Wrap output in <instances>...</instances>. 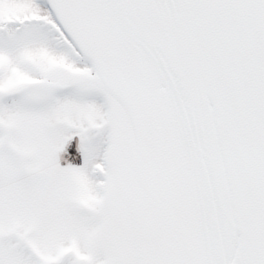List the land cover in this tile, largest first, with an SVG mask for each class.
Returning a JSON list of instances; mask_svg holds the SVG:
<instances>
[{"label": "snow or ice", "instance_id": "snow-or-ice-1", "mask_svg": "<svg viewBox=\"0 0 264 264\" xmlns=\"http://www.w3.org/2000/svg\"><path fill=\"white\" fill-rule=\"evenodd\" d=\"M0 264H264V0H0Z\"/></svg>", "mask_w": 264, "mask_h": 264}]
</instances>
